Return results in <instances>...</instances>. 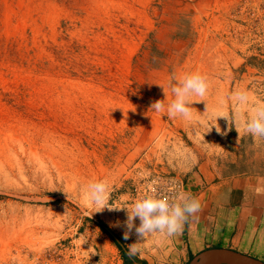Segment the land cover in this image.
Instances as JSON below:
<instances>
[{"label":"rangeland","instance_id":"1","mask_svg":"<svg viewBox=\"0 0 264 264\" xmlns=\"http://www.w3.org/2000/svg\"><path fill=\"white\" fill-rule=\"evenodd\" d=\"M192 73L208 89L191 119L151 109ZM262 76L264 0H0V264H128L137 242L158 264L171 237L125 240L127 210L84 189L107 181L120 207L207 161L263 174L245 130Z\"/></svg>","mask_w":264,"mask_h":264},{"label":"crops","instance_id":"2","mask_svg":"<svg viewBox=\"0 0 264 264\" xmlns=\"http://www.w3.org/2000/svg\"><path fill=\"white\" fill-rule=\"evenodd\" d=\"M184 182L186 194L199 199L202 211L171 236L172 249L157 255L158 264H187L211 247L264 259V173L230 172L207 161Z\"/></svg>","mask_w":264,"mask_h":264},{"label":"clouds","instance_id":"3","mask_svg":"<svg viewBox=\"0 0 264 264\" xmlns=\"http://www.w3.org/2000/svg\"><path fill=\"white\" fill-rule=\"evenodd\" d=\"M169 88L174 98L166 107L163 101H155L151 104V109L157 112L166 111V114L171 118L180 116L188 120L191 119V104L194 102L191 98L205 96L208 84L203 75L192 73L180 77L173 76L169 81ZM236 98L243 103L246 102L247 95L237 93ZM245 130L253 137L264 138V103L257 104L252 108L246 120ZM219 131L220 129L217 128V132ZM148 189L149 191L144 196L137 198L131 204H124L120 207H113L108 203L107 181L89 183L84 189V196L89 206H95V212H99L105 207L109 210H127V219L123 224L117 221L110 225L111 227L125 228L123 234L125 240L129 239L133 231L138 241H144L157 234L166 237L174 236L182 230L183 224L189 217H194L202 211L199 199L186 193H180L176 201H170L166 195L160 196L152 185H149ZM137 219L140 221L138 226L135 223ZM137 243L130 245L131 255L140 251L136 246Z\"/></svg>","mask_w":264,"mask_h":264},{"label":"water","instance_id":"4","mask_svg":"<svg viewBox=\"0 0 264 264\" xmlns=\"http://www.w3.org/2000/svg\"><path fill=\"white\" fill-rule=\"evenodd\" d=\"M189 264H264V260L231 248L211 247L193 257Z\"/></svg>","mask_w":264,"mask_h":264},{"label":"built area","instance_id":"5","mask_svg":"<svg viewBox=\"0 0 264 264\" xmlns=\"http://www.w3.org/2000/svg\"><path fill=\"white\" fill-rule=\"evenodd\" d=\"M258 86V96L264 103V76L260 78ZM149 185L155 187L160 196L166 195L170 201H176L180 193H186L185 182L182 179L176 176L163 174L153 178L150 182H148L142 192H137L136 199L144 196L149 191Z\"/></svg>","mask_w":264,"mask_h":264},{"label":"trees","instance_id":"6","mask_svg":"<svg viewBox=\"0 0 264 264\" xmlns=\"http://www.w3.org/2000/svg\"><path fill=\"white\" fill-rule=\"evenodd\" d=\"M128 264H146V262L142 261L141 259H138L137 257L132 256L128 258Z\"/></svg>","mask_w":264,"mask_h":264}]
</instances>
